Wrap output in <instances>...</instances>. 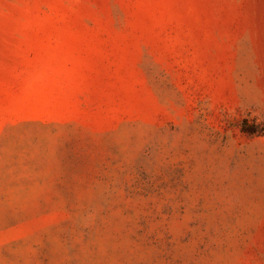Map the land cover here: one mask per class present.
Listing matches in <instances>:
<instances>
[{"label":"rangeland","instance_id":"1","mask_svg":"<svg viewBox=\"0 0 264 264\" xmlns=\"http://www.w3.org/2000/svg\"><path fill=\"white\" fill-rule=\"evenodd\" d=\"M0 264H264V0H0Z\"/></svg>","mask_w":264,"mask_h":264}]
</instances>
